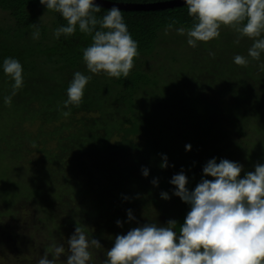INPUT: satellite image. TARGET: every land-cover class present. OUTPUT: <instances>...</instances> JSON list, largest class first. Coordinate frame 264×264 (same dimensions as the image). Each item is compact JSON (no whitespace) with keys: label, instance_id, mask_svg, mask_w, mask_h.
I'll return each instance as SVG.
<instances>
[{"label":"trees","instance_id":"obj_1","mask_svg":"<svg viewBox=\"0 0 264 264\" xmlns=\"http://www.w3.org/2000/svg\"><path fill=\"white\" fill-rule=\"evenodd\" d=\"M107 9L101 7L97 17ZM0 11L11 18L10 25L0 27V61L4 57L18 59L24 77L23 87L5 105L3 97L11 93L12 81L0 72V115L10 112L14 117L8 131L1 135L3 139L11 138L8 149L0 151L6 152L8 161L13 162V170L20 167L19 160L23 158L15 151L25 141L32 146L40 141L45 150L48 141L57 138L60 153H51L50 159L59 155V162L63 157L60 155L68 150L75 155L72 174L56 177L49 173L42 182L29 187L31 193L22 190L15 202L0 196V215L16 213L11 208L16 200L24 198L29 203L32 199L31 205L37 204L43 214L40 220L47 232L61 238L62 224L57 210L54 212L53 199L65 191L72 203L80 204L79 212L73 209L75 215L67 217L71 226L81 227L102 248L106 235L125 234L141 220H150L149 214L138 215L142 207L149 213L152 206L165 212L168 220L177 221L178 231L189 207L172 195L175 186L169 183L171 177L183 170L189 181L186 186L191 190L200 181L202 167L209 159L233 161L245 144L263 140L264 71L257 67L260 61L249 58L248 64L237 65L232 59L236 54L247 56L242 48L251 45L247 46L250 42L245 37H239L237 43V38L230 41L222 33L208 42H198L195 50L182 39L183 46L180 40L177 47H161L164 42L175 44V36L171 41L162 39L171 38L164 35L167 30L187 29L193 24L185 5L151 11L121 10L139 53L126 78L91 74L83 62L82 49L92 42V34L77 30L67 39L63 35L54 38L53 29L66 21L59 13L45 9L39 0H0ZM45 19L49 20L48 25L43 23ZM37 29L39 38L33 39L31 33ZM76 71L91 79L81 102L65 107L66 89ZM207 90L218 92L219 101L209 99ZM225 94L232 103L224 104ZM58 121L60 125H52ZM35 122L41 123L40 131L34 133L25 127ZM119 135L120 140L115 139ZM186 144L191 145L189 151L185 150ZM12 146L15 149L10 156ZM160 154H166L169 167H159ZM53 161L58 165L57 160ZM141 166L149 169L147 177L141 174ZM153 178L158 180L156 186L150 182ZM161 191L168 192L170 198L162 199ZM87 196V204L81 203ZM124 196L129 199L124 200ZM128 209L135 220L125 222ZM100 215L104 219L108 216V223L101 224L104 220ZM117 219L123 227L116 225ZM52 244L44 250L48 251Z\"/></svg>","mask_w":264,"mask_h":264},{"label":"clouds","instance_id":"obj_2","mask_svg":"<svg viewBox=\"0 0 264 264\" xmlns=\"http://www.w3.org/2000/svg\"><path fill=\"white\" fill-rule=\"evenodd\" d=\"M187 15L193 19L191 27L176 28L186 37L190 47L198 42H208L220 35L221 26H232L239 37L252 40L247 56L236 54L233 63L246 65L249 58L260 61L257 67L264 71V0H183ZM47 10L60 14L66 24L53 29V37L67 39L77 30L91 33V43L82 49V59L91 74L104 73L108 77H127L133 68L134 57L139 55L137 42L132 38L121 9L113 3L100 17L101 6L96 0H39ZM39 38V30L31 33ZM212 54V53H210ZM0 72L12 81L11 93L3 97L5 105L23 87V68L18 59L4 57ZM90 75L76 71L66 89L63 102L78 105ZM191 149L190 144L185 150ZM161 155L160 168H166L168 158ZM239 162L215 157L202 167V176L194 188L183 170L174 174L169 183L172 195L179 197L189 207L183 223L176 230L177 221L166 224L148 222L130 228L125 234H116L107 249L103 264H264V163L254 165L253 171H244ZM141 174L149 169L141 166ZM206 177H211L208 179ZM153 186L158 180L153 178ZM168 200L169 193L160 192ZM128 200L127 196L123 197ZM127 221L135 220L131 209L126 210ZM116 225L123 227L117 219ZM67 251L63 244L51 248V258L45 252L36 264H89L90 248H100V242L88 237L76 226L68 237Z\"/></svg>","mask_w":264,"mask_h":264},{"label":"rangeland","instance_id":"obj_3","mask_svg":"<svg viewBox=\"0 0 264 264\" xmlns=\"http://www.w3.org/2000/svg\"><path fill=\"white\" fill-rule=\"evenodd\" d=\"M10 19L11 18L7 13L0 11V27L10 25ZM43 23L48 25L49 20L45 19ZM222 33H224V35L222 36L227 38L230 37V41H232V39L235 40L236 38H238V33L232 26L222 25L220 28V34ZM164 35L171 36V38H162L166 41H171V39L175 36V40H172L175 41V44L171 42L170 44H167V42H164L161 45L162 48H165V46L168 45L169 47H177V41L178 43H180L181 39L186 40V37L177 34L176 30H167ZM182 40V43H180L181 46L185 45ZM244 40L250 42V44H248L247 46H250L252 44L251 39L245 37ZM245 45L246 43L244 44V47ZM247 48L248 47L242 48V50L247 51ZM193 50H195V48H193ZM206 93L209 99L213 100L214 102H216L217 100L219 101L220 95L218 94V92H210V90H207ZM224 96L227 97L226 94ZM228 101H230L231 103L233 102L232 99L227 97L224 104H227ZM34 105L35 107H38L37 104ZM31 107H33V105H31ZM13 118L14 117L12 114H10V112L6 116L4 114L0 115V148H2L3 151L4 149H8L10 141L9 139L11 138L10 136H6V138L3 139L1 135L8 131V129L10 128L11 119ZM40 124V122H35L33 126H28V124H26L25 127L28 130L36 133L41 130ZM52 125H60V121L53 122ZM262 127H264V123ZM120 138V135L115 137V139L117 140H120ZM260 139L263 140H259L258 144L254 143V140H250V144H245L242 151H237L234 158L232 159L234 162H239L243 165V171L241 172V176H243L244 171H253L255 164L264 163V134L260 136ZM256 140H258V138H256ZM39 143L40 141H35V145L32 146V144L28 143V141H25L21 149H16L17 151L15 152L22 154L23 158L19 160L20 167L15 166L16 169L14 170V164L13 162L8 161V155L6 154V152L0 151V196L7 199L12 198V200L14 201L22 192V190L26 194L31 193L32 189H30L29 187L33 188V184L35 182L39 183L41 180L46 178L49 173L50 175L53 173L54 175H56V177H60L63 173L72 174V172H74L72 165L74 162L75 155L73 156L69 150L67 152L65 151L64 154L60 155V158L62 156L63 157L60 159L59 162V155H57L53 159H50L52 157L50 155L51 153H60L59 151L61 147L57 138L49 140L45 150L42 149L43 145H39ZM65 146L69 148V145ZM14 149L15 147L13 148V146L10 148V156L12 155L11 153L14 152ZM48 151L50 152L48 153ZM61 152L63 153L62 150ZM53 160H57L58 165H56L55 161ZM41 186H44V184H42ZM61 195V197H54L53 199V204H55L56 207L54 209V212L55 210H57L56 212L58 213V220L62 224L61 230L63 236L61 238L56 239L54 234H50L47 232L46 226H44L43 221H41L43 214L41 215V213L39 212L37 204L31 205L32 199L29 203H27L25 199L21 197L22 199L16 200V206H14L15 204L11 206V208H13L16 213L11 212L9 215H0V264H36V261L47 251H45L44 249L53 243L52 240L55 241V244H63L65 247V251H67L66 241L68 237L73 233L75 228L71 226V223L69 222L67 217L74 216L75 209L77 212H79L78 205L80 204H78V202L77 205L76 203H72L69 194H65V191ZM87 201L88 196L84 200H82L81 203L87 204ZM1 204L2 203H0V205ZM0 208L2 207L0 206ZM151 210L152 212L149 213V209H145L142 207L141 210H139L138 215L149 214L148 216H150L151 221L161 225L167 223L169 217L166 216L165 212L156 210L153 208V206ZM66 213H68V215ZM99 217L104 220V222L100 221L101 224L106 222L108 223V216H106L105 219L103 218V215H100ZM148 220H141L137 223V226L150 222V220ZM115 235L116 234L112 233L110 235L108 234L105 236L106 239L105 242H103V245H106H104L103 248L101 247L100 249H90L92 258L89 264L103 263V260L106 258L105 253L107 249L112 246L113 238ZM51 248L52 246H50V249L47 251L50 254ZM49 258H51V255L49 256ZM62 259L63 257L61 258V260L57 261V264H62Z\"/></svg>","mask_w":264,"mask_h":264},{"label":"water","instance_id":"obj_4","mask_svg":"<svg viewBox=\"0 0 264 264\" xmlns=\"http://www.w3.org/2000/svg\"><path fill=\"white\" fill-rule=\"evenodd\" d=\"M96 3L103 8H109L113 3H116L121 10H125V11L163 10V9L184 6L183 0H169V1H161L155 3H123V2H112L108 0H96Z\"/></svg>","mask_w":264,"mask_h":264}]
</instances>
